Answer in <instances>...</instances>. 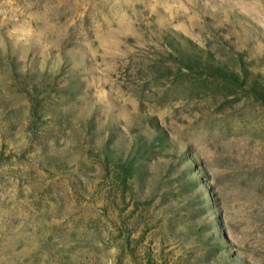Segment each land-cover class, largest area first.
I'll return each mask as SVG.
<instances>
[{"label":"rangeland","instance_id":"1","mask_svg":"<svg viewBox=\"0 0 264 264\" xmlns=\"http://www.w3.org/2000/svg\"><path fill=\"white\" fill-rule=\"evenodd\" d=\"M0 264H264V0H0Z\"/></svg>","mask_w":264,"mask_h":264}]
</instances>
